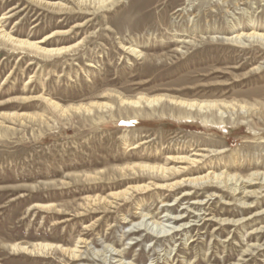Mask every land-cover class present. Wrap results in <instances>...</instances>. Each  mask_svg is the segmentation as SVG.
Listing matches in <instances>:
<instances>
[{
  "label": "rangeland",
  "instance_id": "rangeland-1",
  "mask_svg": "<svg viewBox=\"0 0 264 264\" xmlns=\"http://www.w3.org/2000/svg\"><path fill=\"white\" fill-rule=\"evenodd\" d=\"M0 30L72 46L0 37V264H264V183L230 188L264 173V0H0ZM208 171L233 183L181 182ZM37 241L78 255L11 248Z\"/></svg>",
  "mask_w": 264,
  "mask_h": 264
},
{
  "label": "bare ground",
  "instance_id": "bare-ground-1",
  "mask_svg": "<svg viewBox=\"0 0 264 264\" xmlns=\"http://www.w3.org/2000/svg\"><path fill=\"white\" fill-rule=\"evenodd\" d=\"M79 3H92V4H103L105 3V0H78ZM56 5H59L58 3H53ZM244 35V37L246 36V38H251V37H256L260 40H264V34L263 33H258V32H254L251 31L250 33H245V34H241ZM0 37L6 41L9 42L10 44L20 47V48H27V49H31L33 51L36 52H40V53H44L46 55H53V54H62L65 53L66 51L71 49V45L70 46H61V47H43L40 45V43H42L44 40H39V41H32L29 40L27 38H18V37H13L12 35H10L8 32H5L4 30H0ZM49 37V36H48ZM47 38V36L45 37ZM44 38V39H45ZM131 52L137 53L135 51V48L132 47L130 48ZM144 100V102H146L147 105H151L154 102L157 103L161 98L156 97V98H142ZM122 101H126L125 99H122ZM128 103L130 104H134L135 106H140L141 105V98L137 97L136 99H128L127 100ZM52 104V106L54 108H59L62 112H67L69 109L65 108L63 106H60L58 104H55L54 102H50ZM185 106H187L190 109L193 108H197L198 111H201L203 109L206 110H211V109H215L218 110L220 113H223L222 111H220V107H219V103L216 102H186V103H182ZM99 106L102 105H107V104H98ZM72 109L76 110V111H80L82 108L88 110L89 107L86 105H80V106H73L71 107ZM178 161H194L193 158H189L188 156H176L173 157ZM141 168H144L145 170H148L150 172H157L159 175L162 176H166L168 173H175V172H179V167L172 165V166H166V165H162V164H157V165H151V164H140ZM234 174L230 175L229 173L226 172H214V171H208L205 174L202 175H197V176H193L190 178H186V179H181L182 181H188L190 183H195L198 181H204V182H209V181H215V182H219V183H233L231 182V180L234 178L233 177ZM237 182L235 183L234 180V185L231 186L230 188L235 192H237V190H242L240 191L241 193H243L244 195L249 196L250 193L252 192H256V191H249L246 192L244 190V186H246L247 183L251 184L254 180H259L260 182L264 183V173H258V172H253L251 173L249 176H245V177H238L236 178ZM149 184L147 185H143V186H133L132 188H128V189H124V190H120L118 192L112 193L111 195L114 197L117 196H126V194H128L131 190H135V189H139L140 188H144V187H148ZM231 190V191H232ZM104 201H108V197L107 196H95V197H87V204L91 203V202H104ZM166 216V215H165ZM178 217H167L166 220L168 219H174L176 220ZM173 220V221H174ZM168 223H170V221H168ZM185 224L186 223H182L179 225H174V226H168L166 224H162V221H158L155 219H152L149 215L142 214V219L139 223H137V225H143L145 227H147L148 229H150L151 231L158 233V234H163L168 232L169 230H167L168 228L174 229L175 231L178 230L179 227H182V229L185 228ZM170 225V224H169ZM177 228V230L175 229ZM11 248L13 250H21V251H28V252H36V253H44V252H51V251H55V250H59L60 252L66 253L67 255L71 256V257H76L78 254V249H77V245H75L74 247H64L61 246L59 244H53L50 242H34L33 244L30 245H22V244H13L11 246Z\"/></svg>",
  "mask_w": 264,
  "mask_h": 264
}]
</instances>
